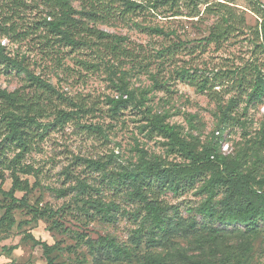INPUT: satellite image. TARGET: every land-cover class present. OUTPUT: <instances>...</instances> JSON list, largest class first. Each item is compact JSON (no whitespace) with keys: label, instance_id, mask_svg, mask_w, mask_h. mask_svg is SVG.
Instances as JSON below:
<instances>
[{"label":"rangeland","instance_id":"obj_1","mask_svg":"<svg viewBox=\"0 0 264 264\" xmlns=\"http://www.w3.org/2000/svg\"><path fill=\"white\" fill-rule=\"evenodd\" d=\"M190 1H179L171 13L168 7L144 10L126 19L116 16L111 23L77 14L78 30L82 25L112 38L106 43L84 32L83 42L75 46L41 25L55 17L39 0H27L29 7L18 15L0 4V27L7 17L13 29L0 36L5 55L50 86L0 65V89L16 92L18 105L36 111L42 124L32 128L36 135L29 153L16 161L21 151L7 150L0 167L4 192L12 191L14 175L28 184L27 191H14V198L28 207L15 209V225L0 230V264H47L33 239L58 246L52 255L55 264H144L150 254L176 264L184 262V255L204 264H264V224L253 233L235 225L216 234L196 212L207 198L199 190L211 172L203 171L193 187L179 180L177 192L146 187L149 200L167 210L170 223L163 232L167 237L151 234L161 241L156 244L148 242L151 228L144 203L133 187L117 181L118 174L145 160L164 168L189 166L178 144L155 129L156 117H162L197 153L215 142L221 152L228 145L230 168L252 176L253 188L264 193V97L251 101L250 89L246 91L249 81L264 78V0ZM73 5L82 9L79 1ZM226 21L233 24L227 33L218 42L209 41L213 28L227 26ZM143 27H159L165 35ZM183 70L194 74L191 80L181 79ZM123 80L133 98L118 91ZM204 83L208 87L201 91ZM120 98L126 103L115 107L112 101ZM0 103L1 119L7 104ZM60 112L70 116L58 121ZM217 192V202L226 197V189ZM95 201L110 206L109 217L91 206ZM12 203L0 194V218ZM32 210L42 215L35 217ZM102 237L114 239L131 259L100 249Z\"/></svg>","mask_w":264,"mask_h":264},{"label":"trees","instance_id":"obj_2","mask_svg":"<svg viewBox=\"0 0 264 264\" xmlns=\"http://www.w3.org/2000/svg\"><path fill=\"white\" fill-rule=\"evenodd\" d=\"M36 1V0H32ZM45 7L50 10V15L54 16L53 22H44L41 24L46 27L49 33L53 36L60 37L62 41H65L71 46L77 45V43L83 42L82 33L89 32L87 36L96 37L98 41H105L109 43L112 38L110 35L104 32L94 31L92 28L80 26L78 30L75 26L74 16L79 14L83 18H87L89 21L93 22H108L114 19L116 16L121 19H126L130 14L136 13L138 11L153 10L160 12L166 7L169 9V13L174 11L177 7L178 2L181 0H39ZM79 1L81 2L82 9L80 11L76 10L73 3ZM195 0H191V4ZM0 4L5 5L6 8H10L12 15H18L19 10L29 7L27 0H0ZM259 5L260 2H258ZM1 17V16H0ZM13 18V17H12ZM9 19V20H8ZM4 27L1 28L0 36H7L12 32V26L9 25L11 18L3 17ZM227 26L217 24L211 32L210 38L213 42H218L227 33L228 28L233 24L229 22ZM7 27V28H6ZM70 27V28H69ZM143 31L150 34L165 35L163 29L159 27H143ZM76 36L79 40H75ZM108 41V42H107ZM87 43L86 41H84ZM176 47V46H175ZM171 50V49H170ZM169 50V51H170ZM5 49L0 43V65L4 66L6 69H14L17 71L26 72L30 81L38 83L43 87L50 86L30 74L21 63H19L14 58L5 55ZM194 74L189 71L183 70L181 72V79H190ZM246 79V72L240 78L241 87L244 86ZM208 83V81H206ZM204 83L200 86V90L204 91L208 86ZM247 83V81H246ZM158 87V84H155ZM250 89L249 98L255 101H260L264 97V78L261 75L252 81H249L246 86ZM118 91L122 95H126L133 98V94L129 91L127 85L124 83L118 88ZM17 93H8L0 89V101L7 104V108H3V113L0 119V137L3 135L4 140L0 142V167L2 166L3 158L6 155V151L12 148L20 150L21 152L15 158V160H20V158L29 153L33 146V141L31 136L34 137L36 134L32 133L33 127L42 126L38 122L37 112L31 111L30 107L26 105H18L16 100ZM115 107H120L126 102L120 98L118 101H112ZM1 105V103H0ZM80 111V110H79ZM75 115H78L76 113ZM70 114L65 112H60L57 118L58 121H63L67 119ZM164 119L162 117H156L154 121L155 129L164 133L171 139V141L178 144L180 149L186 154L188 159L191 161L189 166L185 168L176 165L173 168H164L160 165H155L144 161L143 164L126 171L123 174H118L119 179L117 180L123 186L133 187V193L137 196L145 206L148 216V225L151 228L148 242L151 243H161L157 242V239L152 238L151 234L158 235L162 233L165 238L168 235H163L165 228L170 225L166 216V209L156 204L154 201L149 200V196L146 191V187L159 186L165 187L169 190L177 192L181 184L176 183L181 180L182 182L189 181L190 187L194 186L197 178L203 174V171L207 170L212 173V177L209 180H205L204 185L200 188V193L207 195L205 202L196 210V212L201 215L212 227L213 232L218 234L219 228L232 227L235 225H241L246 228L245 233H253L254 227L258 226L259 223L264 224V193L255 190L252 186L253 178L252 176L245 175L240 172L237 168H230L229 159L224 156L221 152V147L217 142L210 144L205 147V149L197 153L190 146L179 138L174 130V127L164 124ZM48 126V125H46ZM90 131H101L97 127L88 126L86 127ZM264 145V142H262ZM97 165V163H92ZM13 189L10 192H4L0 187V194L10 197L12 199V204L5 206L4 215L0 218V230H8L15 225L14 210L17 208L28 207L23 200H16L14 198V191H27L28 184L25 186L21 183L18 176L14 175ZM188 184V185H189ZM226 189V197L220 201H216L218 196L217 190ZM64 195V194H62ZM18 204V205H17ZM93 208L99 212H103L105 216L109 217V212L111 211L110 206L104 205L95 201L92 205ZM35 213V217L42 215L38 211L32 210ZM51 215H57L58 212L54 213L50 210ZM58 225L59 222L55 221ZM215 225H218L215 227ZM195 229V225L192 226ZM137 234L142 235V231H138ZM36 245L42 247L47 264H55V259L52 257L54 251L58 249V246H49L44 242L34 240ZM164 241V240H163ZM214 241V240H213ZM99 248L106 250L109 255H114L116 258L125 257L126 259H131V253L127 250L122 249L116 241L109 237L100 238ZM99 252V251H98ZM184 262L182 264H204L203 260L197 261L194 256H183ZM144 264H176L174 260L163 258L159 255H146L143 259Z\"/></svg>","mask_w":264,"mask_h":264},{"label":"built area","instance_id":"obj_3","mask_svg":"<svg viewBox=\"0 0 264 264\" xmlns=\"http://www.w3.org/2000/svg\"><path fill=\"white\" fill-rule=\"evenodd\" d=\"M217 134L219 135V132H218ZM222 150H223L222 154H223L224 156H226V151L228 150V145L225 144V145L223 146Z\"/></svg>","mask_w":264,"mask_h":264}]
</instances>
